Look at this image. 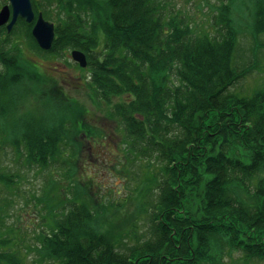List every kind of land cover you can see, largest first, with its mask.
<instances>
[{"label": "trees", "instance_id": "1", "mask_svg": "<svg viewBox=\"0 0 264 264\" xmlns=\"http://www.w3.org/2000/svg\"><path fill=\"white\" fill-rule=\"evenodd\" d=\"M32 1L46 19L54 4L61 13L51 51L86 54L100 125L121 133L119 163L143 166L135 195L141 223L120 231L106 218L108 197L93 198V180L81 179L97 169L84 149L111 136L97 120L84 124L81 111L73 119L56 113L54 98L68 99L58 88L50 101L38 100L48 77L23 71L17 48H1L0 147L12 148L17 169L61 173L36 196L23 193L40 214L37 244L26 251L34 264H226L236 252L264 264V86L238 90L258 59L240 61L236 0H221L213 29L201 33L171 0H44L42 8ZM28 96L36 106L20 112ZM13 171L0 174L9 192L23 181ZM5 208L0 264H26Z\"/></svg>", "mask_w": 264, "mask_h": 264}, {"label": "rangeland", "instance_id": "2", "mask_svg": "<svg viewBox=\"0 0 264 264\" xmlns=\"http://www.w3.org/2000/svg\"><path fill=\"white\" fill-rule=\"evenodd\" d=\"M172 4L178 9L184 10V13L188 16V21L191 24L196 25V30L200 31L203 29L205 32L211 31L213 26L212 16L218 14V10L214 11L215 7L221 3V0H171ZM261 0H236L234 6L236 9L235 19L239 27H241L240 33L238 34V47H240V61L245 62L248 59H252V55L255 54L259 57L258 68L253 71L245 80L239 83L238 90L243 92L252 93L257 88L264 85V31L263 29H257L255 27V21L258 17L260 10L264 11V6H261ZM38 5L42 8L44 0H37ZM7 4V0H0V8ZM264 4V3H263ZM237 6V7H236ZM57 7L52 5L50 12L47 14L48 21L55 23L59 20L61 13H57ZM264 15V14H263ZM21 25V22L19 23ZM17 24V25H19ZM12 30L9 35H4V31L0 30L1 37H9L6 42L8 50L17 48L20 53V68L23 71L34 72L40 75L48 77V82L43 85V88H39L37 98L40 101H50L55 95H59L55 88L61 90L65 97L59 101L55 97V103L53 108L56 113L63 112L69 119L75 118L79 111L83 114L84 124H95L102 126L107 136H111V139H102L98 144L90 146L84 149L86 154L89 152V159L92 164L97 165V169H93L90 175H81V179L87 181L93 180V188L91 190V196L108 197L104 199L103 204L109 205L106 208V218H111L118 226V230H123L131 227V225H139L141 220L137 212V186L140 185L143 178V166L142 168L132 165L130 168L124 163H119V156L121 149L119 142L121 140V133L115 126H109V124L100 125L101 110L96 109L93 106V102L90 99V93L87 90L85 81L87 80V72L89 68H81L76 65L71 58L73 51H78L71 47H60L54 48L50 53H44L38 48L32 47L33 45L29 40L23 36L22 25ZM29 28V27H28ZM251 33H256L255 38L251 36ZM30 34V29H29ZM54 45V43H53ZM53 48V46H52ZM27 82V81H26ZM30 85V84H29ZM31 89L34 90V86L30 85ZM60 88V89H59ZM53 89V92L51 90ZM69 100V101H68ZM40 102L37 101V105ZM60 104V106H59ZM36 106V99L33 96H28L24 100V104L21 106L20 112H26L33 110ZM59 106V107H58ZM88 112V114H87ZM81 114V113H80ZM65 117V118H66ZM69 122V121H68ZM87 140V138H86ZM103 146V147H100ZM104 154V155H103ZM106 157L105 163L99 164L98 161L101 156ZM142 165V164H141ZM22 169L16 168L14 157L12 155V148L0 147V174L8 173L9 170L14 168V173L21 176V180L17 181L20 184L19 187H15L13 192H9L0 187V199L9 198L13 202H0L7 206L4 213V220L8 225H14L13 232L11 233L13 238L18 235L22 241L23 257L25 258L26 264L35 263V255L32 252H26L28 247L37 244V239L34 235L39 229V216L40 214L33 208L34 200L27 199V195L23 193H29L30 196H36L38 191L45 186L46 182H50L53 179H59L61 173L52 172H40V171H27L25 167L21 165ZM119 170L121 172L119 173ZM90 176V178H89ZM88 178V179H87ZM50 191L51 201L55 202L56 195L53 191ZM32 202V205L29 202ZM95 200V199H94ZM109 200V201H108ZM95 205L94 201L91 202ZM114 218V219H113ZM109 221V220H108ZM109 223H113L109 221ZM37 226V227H35ZM46 230V229H45ZM226 264H263L261 261L252 260L246 261L243 259L240 253L236 252L226 256L224 259Z\"/></svg>", "mask_w": 264, "mask_h": 264}, {"label": "water", "instance_id": "3", "mask_svg": "<svg viewBox=\"0 0 264 264\" xmlns=\"http://www.w3.org/2000/svg\"><path fill=\"white\" fill-rule=\"evenodd\" d=\"M10 6L12 7V19L7 27L8 30L11 29L18 17H21L26 22H31L34 19L32 5L30 0H9ZM10 11L7 6L3 7L0 11V26L5 24L9 18ZM32 36L36 39L38 45L44 49L48 50L51 48L53 41L54 29L53 25L44 21L42 15L39 14L35 25H33ZM74 61L78 62L81 67H85L86 59L83 53L80 51H73L71 54Z\"/></svg>", "mask_w": 264, "mask_h": 264}]
</instances>
